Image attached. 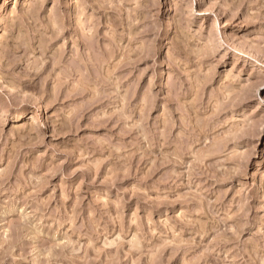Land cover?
<instances>
[{"label":"rangeland","instance_id":"rangeland-1","mask_svg":"<svg viewBox=\"0 0 264 264\" xmlns=\"http://www.w3.org/2000/svg\"><path fill=\"white\" fill-rule=\"evenodd\" d=\"M0 264H264V0H0Z\"/></svg>","mask_w":264,"mask_h":264}]
</instances>
